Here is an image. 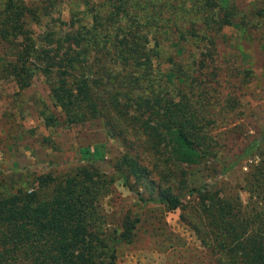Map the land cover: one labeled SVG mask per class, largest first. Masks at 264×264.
I'll return each mask as SVG.
<instances>
[{"label":"trees","instance_id":"1","mask_svg":"<svg viewBox=\"0 0 264 264\" xmlns=\"http://www.w3.org/2000/svg\"><path fill=\"white\" fill-rule=\"evenodd\" d=\"M69 3L66 22L53 16L56 0H0V79L21 91L42 76L53 108L38 113L48 127L99 117L124 148L114 165L122 184L143 205L180 209L214 264H264V155L245 174V204L189 182L192 167L215 162L226 173L258 144L226 162L212 129L233 122L235 97L220 93L228 80L216 64L222 31L264 30V0L245 10L239 0ZM93 155L84 148L85 162L0 187V264L115 263L141 213L105 207L114 177L92 169Z\"/></svg>","mask_w":264,"mask_h":264},{"label":"rangeland","instance_id":"2","mask_svg":"<svg viewBox=\"0 0 264 264\" xmlns=\"http://www.w3.org/2000/svg\"><path fill=\"white\" fill-rule=\"evenodd\" d=\"M239 1L245 10L254 0ZM69 2L56 0L55 19L70 20ZM262 31L254 36L235 28L223 29L226 40L218 46L216 64L222 65L228 80H221L220 93L230 92L235 97L234 104L227 108V119L233 122L212 129L213 137L224 145L226 162L255 141L258 144L226 173H221L222 165L215 162L190 169L191 185H215L221 195H237L243 204L249 196L244 189L245 174L264 155V47L262 41L258 42V37H264ZM43 103L53 108L42 76L37 75L21 91L11 79H0V187L18 185L20 175L27 171L43 174L85 162L82 150L89 148L95 159L92 169L114 177L102 201L105 207L141 213L132 241L117 246L114 264H214L211 253L180 219V209L167 210L164 204L154 202L143 205L122 184L114 165L124 148L119 139L106 135L99 117H73L68 126L48 127L38 113ZM226 128L231 129L223 133ZM131 185L136 189L140 184L131 179Z\"/></svg>","mask_w":264,"mask_h":264}]
</instances>
